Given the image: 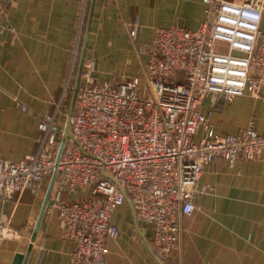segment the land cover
<instances>
[{"label":"built area","instance_id":"built-area-1","mask_svg":"<svg viewBox=\"0 0 264 264\" xmlns=\"http://www.w3.org/2000/svg\"><path fill=\"white\" fill-rule=\"evenodd\" d=\"M89 0L83 11L63 89L71 87ZM202 20L194 31L155 28L151 41L137 47L145 58L142 75L119 84L101 82L97 63L82 65L70 138L59 161L55 158L65 123L57 114L38 121L40 137L34 155L21 162H0V202L30 190L41 193L56 170L51 192L59 229L74 243L69 264H105L106 239L119 232L110 223L125 201L137 220L151 228V249L170 264L177 252L179 220L194 211V201L210 192L198 186L203 168L219 159L232 166L238 160L264 156V135L252 123L233 135H216L209 125L211 111L232 98L264 102V0H201ZM4 4L0 0V19ZM10 29L0 24V34ZM141 27L128 26L137 43ZM207 98L209 111L199 110ZM21 112L27 108L15 100ZM203 136L194 141L198 131ZM78 190L88 197L70 201Z\"/></svg>","mask_w":264,"mask_h":264},{"label":"crops","instance_id":"crops-1","mask_svg":"<svg viewBox=\"0 0 264 264\" xmlns=\"http://www.w3.org/2000/svg\"><path fill=\"white\" fill-rule=\"evenodd\" d=\"M1 1L0 24L11 30L0 34V162H21L36 152L41 135L37 126L43 116L57 114L61 105L57 121H64L61 98L83 0ZM201 20V0H95L86 59L96 61L99 81L119 84L143 71L145 58L136 50L151 41L155 28L194 31ZM133 22L141 27L136 44L127 31ZM15 100L28 112L17 109ZM199 110L209 111L207 98ZM250 122L263 136V101L232 98L212 110L209 118L216 135H233ZM202 136L199 130L194 141ZM48 182L41 188L42 196L27 190L0 202V264H13L17 255L26 253ZM197 185L208 186L210 192L194 201L189 217L180 218L177 252L170 264H264V156L238 160L232 166L216 159L203 168ZM87 197L78 190L68 199ZM110 223L119 235L117 240H105V264H158L150 245L151 228L136 219L128 201ZM73 249L52 207L46 211L27 264H69Z\"/></svg>","mask_w":264,"mask_h":264},{"label":"water","instance_id":"water-1","mask_svg":"<svg viewBox=\"0 0 264 264\" xmlns=\"http://www.w3.org/2000/svg\"><path fill=\"white\" fill-rule=\"evenodd\" d=\"M94 3H95V0H90L87 25H86L85 34H84V37L82 40V46H81L79 60H78V68H77V73H76V78H75V85H74V89H73V95L71 98L68 116H67V120H66L65 128H64V137L61 140H59V146H58V150H57V154H56V158H55V163H57L59 161V158L62 154L63 148H64L65 143H66V139L70 138L69 121H70V118L73 114L76 93H77L79 83H80L82 65H83V62L85 60L86 52H87V48H88L90 24H91L93 9H94ZM56 175H57V171L55 170L49 179V182H48V185L46 188V192H45V195L43 198L42 206L40 208L38 217L36 219V223H35V226H34L31 238H30V243L27 247L26 253L24 255H17L15 257L13 264H27L28 263V259H29L30 253H31L33 243L35 242L38 230H39L41 223L45 217L46 211L53 207V201L50 199V195H51V191H52L54 182L56 180ZM153 258L158 264H161L157 258H155L154 256H153Z\"/></svg>","mask_w":264,"mask_h":264},{"label":"rangeland","instance_id":"rangeland-1","mask_svg":"<svg viewBox=\"0 0 264 264\" xmlns=\"http://www.w3.org/2000/svg\"><path fill=\"white\" fill-rule=\"evenodd\" d=\"M260 29H261V31L262 32H264V22H262V24H261V26H260ZM83 40V39H82ZM81 46H82V44H81ZM80 50H81V47H80ZM80 54V53H79ZM85 59H86V57H85ZM78 68V63H77V66H76V69ZM124 75V74H123ZM126 75H128V72H127V74ZM141 75H142V72L138 75V76H140L141 77ZM117 77H119L120 78V75H117ZM135 77H137V76H135ZM75 78H76V76L74 77L73 76V81H72V83H71V87L72 88H74V85H73V82L75 83ZM118 78V79H119ZM133 78V77H132ZM116 79V78H115ZM72 95H73V91L71 92V94L69 95V96H67L68 97V101H69V105H68V107H67V109H66V112H65V114L66 113H68V111H69V106H70V102H71V98H72ZM67 100V99H66ZM66 118H67V115H65V116H63V120L65 121H63V123H66ZM43 195V191H41V196ZM135 215V214H134ZM136 217V216H135ZM137 219V218H136Z\"/></svg>","mask_w":264,"mask_h":264},{"label":"trees","instance_id":"trees-1","mask_svg":"<svg viewBox=\"0 0 264 264\" xmlns=\"http://www.w3.org/2000/svg\"><path fill=\"white\" fill-rule=\"evenodd\" d=\"M89 5H90V0H89V2H88V4H87V14H86V17H85V21H84V26H83V35H84V32H85V27H86V22H87V15H88V10H89ZM76 73H77V69H75V72H74V74H73V76L75 77L76 76ZM75 83L73 82V85H74ZM79 86H80V83H79ZM72 92V91H71ZM71 92H69L68 93V96L71 94ZM69 99H68V97H67V100L65 101V103H63V109L65 110V112H66V109H67V107H68V105H69V101H68ZM68 113H64V116L65 115H67Z\"/></svg>","mask_w":264,"mask_h":264}]
</instances>
